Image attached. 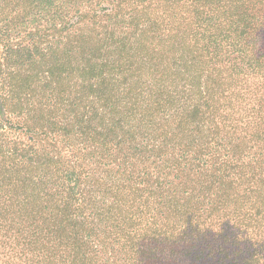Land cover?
<instances>
[{"label": "trees", "instance_id": "obj_1", "mask_svg": "<svg viewBox=\"0 0 264 264\" xmlns=\"http://www.w3.org/2000/svg\"><path fill=\"white\" fill-rule=\"evenodd\" d=\"M5 187L0 264H264V0H0Z\"/></svg>", "mask_w": 264, "mask_h": 264}, {"label": "rangeland", "instance_id": "obj_2", "mask_svg": "<svg viewBox=\"0 0 264 264\" xmlns=\"http://www.w3.org/2000/svg\"><path fill=\"white\" fill-rule=\"evenodd\" d=\"M47 144L49 146H51V148L49 149L50 153L56 152L55 148H58L61 151V153L63 152V145H60L58 143H57V145L55 143H47ZM52 147H55V148L53 149ZM143 151H145V150H143ZM69 155H63L62 156V159H61L62 165L70 164ZM149 156H150V154L148 152H143L141 156H138L139 161L136 164H141V165H137V166H140V170H138L136 172V175L134 177H132V179L130 181H129V178L121 179L122 178L121 175H115L113 172L112 173L108 172L105 175L102 174L103 172L100 173V175L102 176V179H100L98 182L96 181V184L98 185V191L101 192L100 195L101 196L104 195L106 200H108V201H113V196L115 194L116 188H120L122 186H133V185H135V186H139L142 190L147 189L148 187H151L153 182L157 185L162 184V186H163L165 184L164 179L160 177L158 180L157 176L155 175V171H157V170H155V168L158 169L159 165L152 163V159L149 158ZM71 164L73 165V159L71 161ZM104 168L109 169V166H106ZM107 169L105 170L104 173H106L108 171ZM110 169H112V168H110ZM115 171H117V170H115ZM145 174H146V176L144 177ZM50 182L51 183L57 182V178L54 177ZM7 190H8V187H5L3 189L0 188V191H2L1 193H3V194ZM95 194H97V193H95ZM92 195H94V194H92ZM0 197L2 198L1 199L2 201L0 203V207H1L2 203L4 202L6 197H4L2 195ZM58 198L59 197H55V200ZM6 204H8V202ZM54 205H55V201L48 202L45 199V197L42 198L41 203H40V206L42 208V213L37 217H43V216L51 214L54 210ZM45 207H46V209H45ZM14 211H16V210H14ZM55 212H56V209H55ZM1 213H0V218L3 215ZM9 216L19 217L16 214L9 215ZM31 217H33V216H31ZM20 219H26V217H23ZM29 226H31V225L23 224L22 226H18L17 228H13V230H12V228H9L11 230L8 234H6L8 228H4L3 230L0 229V251L6 247V245H3V242L7 241V238L10 235L14 234L15 232H17L19 230L20 231L29 230ZM35 226L36 225H34V227ZM47 246L50 247V244ZM7 248L8 249H14L15 248V242H13V241L10 242V244L8 245Z\"/></svg>", "mask_w": 264, "mask_h": 264}]
</instances>
